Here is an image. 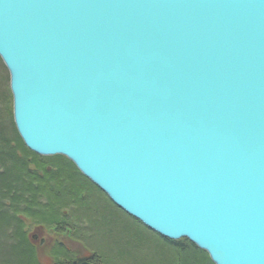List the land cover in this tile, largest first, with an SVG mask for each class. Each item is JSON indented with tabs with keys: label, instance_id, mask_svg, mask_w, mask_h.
Wrapping results in <instances>:
<instances>
[{
	"label": "water",
	"instance_id": "water-1",
	"mask_svg": "<svg viewBox=\"0 0 264 264\" xmlns=\"http://www.w3.org/2000/svg\"><path fill=\"white\" fill-rule=\"evenodd\" d=\"M0 58L29 150L214 264H264V0H0Z\"/></svg>",
	"mask_w": 264,
	"mask_h": 264
},
{
	"label": "trees",
	"instance_id": "trees-1",
	"mask_svg": "<svg viewBox=\"0 0 264 264\" xmlns=\"http://www.w3.org/2000/svg\"><path fill=\"white\" fill-rule=\"evenodd\" d=\"M0 65L4 70L6 69L1 58ZM2 112H4L3 109L0 110V232L2 224L7 222L8 230L14 228V236L11 233V238H19L21 243H17L26 245L25 249L28 252L26 255L33 258L32 263L42 264L38 251L29 238L30 232L28 233L24 229L25 226L27 227L26 218L28 216L36 220L34 221L35 225H30V227L32 226L31 231L35 227H42L53 232L55 243L50 247L49 253L55 257L63 255L69 259L70 262L64 263L87 261L91 264H111L108 261L111 259L109 257L103 259L94 253L87 259L78 258L74 253L65 249L56 236L65 235V238L69 239L75 232V227L71 224L67 226L68 213L67 210L60 211L61 208L74 204L81 207L80 209L85 212L92 223L91 227L80 226L84 236L89 231H93L96 235H89V237L87 235L90 240H95L99 234L95 227L101 220L106 221L108 212L105 208L109 209L111 214L114 213V217H117L116 219L111 216L112 220L119 221L121 224H125V220L118 213H123V217L131 221L134 220L136 225H138V221L129 216L126 217L125 213L85 178L66 157H43L29 150L15 128L13 119H8L5 117V112ZM46 197H50L52 201L49 202ZM95 198H100L104 202V207L97 206L94 202ZM22 211L27 216L16 217V214ZM93 211L94 215L92 216ZM11 221L15 223L16 227ZM126 227L128 230H132L135 237L128 244L127 238L125 249L133 251L136 248L138 252L142 247L147 246V244H143L146 237L140 233L137 226L127 224ZM154 235L160 241L159 244L151 243L156 252L151 255L147 254L148 261L138 260L133 264H214L208 253L200 250L187 239L172 241ZM18 247L13 246L12 249ZM148 249L151 252L150 245H148ZM103 250L105 249L103 248ZM104 253L106 254V251Z\"/></svg>",
	"mask_w": 264,
	"mask_h": 264
},
{
	"label": "rangeland",
	"instance_id": "rangeland-1",
	"mask_svg": "<svg viewBox=\"0 0 264 264\" xmlns=\"http://www.w3.org/2000/svg\"><path fill=\"white\" fill-rule=\"evenodd\" d=\"M3 109L5 112V117L8 119H13L14 122V101L13 95L10 89V75L7 69H3L2 65H0V110ZM2 112V113H4ZM15 125V122H14ZM16 128V125H15ZM17 129V128H16ZM93 184V183H92ZM94 185V184H93ZM95 186V185H94ZM94 191H96L94 189ZM46 199L51 202L52 199L50 197H46ZM94 202L99 207H104V202L100 198H95ZM56 205V203H55ZM106 206V205H105ZM108 206V205H107ZM56 207V206H55ZM66 208V209H65ZM81 207L78 204H74L68 207H62L60 211L67 210V226L70 224L75 227V232L71 235V237L65 238V235L56 236L62 242L65 249L74 253L78 258H85L92 256L94 253L97 256L108 260L111 264H133L138 260H146L147 254L151 255L156 252V249L151 245V243H160V241L154 235L155 233L151 230L147 229L144 225H141L137 222L138 225L135 224L134 220H130L128 218L123 217V213H118L124 220L125 224H121L119 221L112 220L111 216L114 217V213H110L109 209L107 210L106 221H102L95 227V230L99 232L97 237L90 240L89 235H95L93 231L86 232L84 236V232L81 230L80 226L91 227V220L85 215V212L80 209ZM122 211V210H121ZM123 214V215H122ZM20 215L27 216L25 213L20 212L16 214V217ZM94 215V211L91 213ZM126 217L128 215L125 213ZM117 219V217H114ZM35 219H32L27 216L26 222L27 227L25 226V231H28L29 238L33 241V245L36 247L38 251V256L42 264H67L64 262L69 261V259L65 258L63 255L53 256L49 253L50 247L55 243V237H53V232L48 231L42 227H35L33 231H31L30 225L34 224ZM12 222V221H11ZM6 223V224H5ZM3 223L0 232V264H34L32 263L31 256L26 255L28 252L25 248L26 245L21 243L19 238H11L10 234H14V228L8 230L7 222ZM13 226L16 227L15 223ZM132 224L133 226H137L140 233L144 235L145 241L143 244H147L146 247H142L138 252L136 248L133 251L125 249V242L127 240V244L131 239H134L132 230H128L126 225ZM35 225V224H34ZM5 226V227H4ZM50 228V226H47ZM90 230V229H88ZM87 230V231H88ZM86 231V230H85ZM50 232V233H49ZM88 235V237H87ZM157 235V234H156ZM9 236V237H8ZM14 236V235H13ZM96 236V235H95ZM159 236V235H157ZM19 242V243H17ZM148 245H150L151 252L148 249ZM13 246H19L17 249H12ZM134 246V244H133ZM135 247V246H134ZM103 248L105 250H103ZM29 249V248H28ZM106 251V254L104 253ZM21 254L19 255V253ZM124 255V256H120ZM67 259V260H66ZM70 262V261H69ZM78 262V261H76Z\"/></svg>",
	"mask_w": 264,
	"mask_h": 264
},
{
	"label": "bare ground",
	"instance_id": "bare-ground-1",
	"mask_svg": "<svg viewBox=\"0 0 264 264\" xmlns=\"http://www.w3.org/2000/svg\"><path fill=\"white\" fill-rule=\"evenodd\" d=\"M109 199V198H108ZM130 217V216H129ZM137 221V220H136ZM140 223V222H139ZM156 234V233H155Z\"/></svg>",
	"mask_w": 264,
	"mask_h": 264
}]
</instances>
